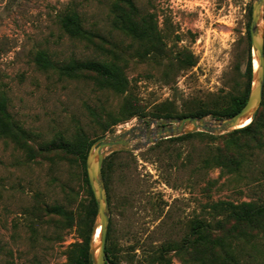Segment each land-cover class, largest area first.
Masks as SVG:
<instances>
[{
    "label": "rangeland",
    "instance_id": "374dc122",
    "mask_svg": "<svg viewBox=\"0 0 264 264\" xmlns=\"http://www.w3.org/2000/svg\"><path fill=\"white\" fill-rule=\"evenodd\" d=\"M132 2L130 19L142 36L113 26L125 9L119 0H0V96L14 127L12 135L0 133V264H74L89 233L97 245L85 166L49 143L95 140L158 111L177 117L203 110L204 117L224 118L210 112L243 92L249 55L251 67L257 64L249 48L252 0ZM70 8L100 37L62 30L56 15ZM37 49L55 62H113L124 88L102 86L90 71L38 68ZM136 106L138 115L112 124ZM238 136L247 146L234 168L213 159L227 136L160 139L107 157L109 264H214L209 246L223 214L208 205L264 203V125L256 143ZM198 221L199 236L193 233ZM254 243H240V258L264 264V227Z\"/></svg>",
    "mask_w": 264,
    "mask_h": 264
},
{
    "label": "trees",
    "instance_id": "16d2710c",
    "mask_svg": "<svg viewBox=\"0 0 264 264\" xmlns=\"http://www.w3.org/2000/svg\"><path fill=\"white\" fill-rule=\"evenodd\" d=\"M125 9L121 12H116V21L113 23L114 27L121 30L132 33L133 35L142 36L145 31L144 29H136L134 22L130 19L133 14L132 11L135 10L132 0H119ZM264 10V7H263ZM57 22L60 28L64 31L69 32L71 35L76 37H100L98 33L86 28L81 22V16L75 9H65L57 13ZM264 18V15H263ZM144 22V21H143ZM250 48V47H249ZM264 48V45H263ZM32 60L38 68H57L61 74L64 75H74L75 73L85 70L90 71L97 75L98 81L102 86L111 88L117 92L123 90V75L121 69L117 64L110 61H100L95 59H70L60 62H55L48 56L45 49H37L33 53ZM246 83L243 92L237 96H231L228 105L219 110H213L212 113L215 117H229L235 112H237L245 103L250 85L252 80V67L250 63V55L247 62V68L245 70ZM138 107L128 110L124 117L113 120L112 124H116L126 118L133 115H138ZM208 111H195L187 114H181L177 117L182 116H204ZM144 114H140L142 116ZM264 115V90L262 92V99L259 108L253 113L251 120L238 128H235L229 132L223 134L214 135L203 131L189 132L162 140L174 141L188 138L194 135H201L208 138H215L218 136H227L225 141L226 148L220 150L216 148L217 153L213 155L215 165H220V167H225L230 165V167H236V165L242 163L245 160L244 148L246 143L240 139V136H248L255 143L258 142L260 131L264 125L262 122V117ZM152 117L165 118V117H175L169 113H163L161 111L154 112L151 114ZM13 125L9 124L7 120L6 111V100L0 96V133L2 135H12ZM21 132H23L21 130ZM104 132V131H103ZM102 132V133H103ZM236 134V136H233ZM98 137V136H97ZM96 137V138H97ZM95 138V139H96ZM94 139H87L86 137L78 138L74 142H67L63 140H55L49 143V148H60L65 152L77 155L82 162L83 168L85 166V157L88 148ZM113 151L109 153L102 162L101 170L102 176L105 184L106 191L108 190V166L106 163L107 157L111 156ZM85 181L88 184L86 177V170L84 168ZM88 191L91 196L92 208L90 213L92 216L95 214V201L92 196L91 189L88 184ZM108 192V191H107ZM109 199V195L107 193ZM209 208L216 214H223L221 218H218L215 222V231L213 240L209 246V255L214 262V264H250L241 260L239 255V250L241 247L240 243H252V247H255L254 240L259 235V232L264 227V203L259 204L253 201H240L232 202L227 200H218L212 202L208 205ZM55 211H61L59 208H54ZM226 219H230L232 224L230 227H225L223 223ZM246 224L247 229H238L240 224ZM202 222L198 221L196 224L195 231L196 235H201L202 231H197V228H201ZM90 235V233H89ZM89 235L85 237L84 243L81 245L80 253L75 258L74 264H92L89 253ZM105 251V264L111 263L108 249L104 248Z\"/></svg>",
    "mask_w": 264,
    "mask_h": 264
},
{
    "label": "water",
    "instance_id": "95a60500",
    "mask_svg": "<svg viewBox=\"0 0 264 264\" xmlns=\"http://www.w3.org/2000/svg\"><path fill=\"white\" fill-rule=\"evenodd\" d=\"M264 0H252L249 21V40L253 57L257 65L252 68L250 89L243 106L229 117L210 119L204 116H182L165 118H143L142 121L119 131L98 136L89 147L85 157V170L95 204L98 247L89 241V253L92 264H105V241L109 220V205L102 176V162L106 155L117 150H140L165 139L183 133L203 131L210 134H222L241 127L244 119L251 120L262 99L264 84ZM253 58V59H254ZM95 229L92 235L95 232Z\"/></svg>",
    "mask_w": 264,
    "mask_h": 264
},
{
    "label": "bare ground",
    "instance_id": "6f19581e",
    "mask_svg": "<svg viewBox=\"0 0 264 264\" xmlns=\"http://www.w3.org/2000/svg\"><path fill=\"white\" fill-rule=\"evenodd\" d=\"M256 61V59L254 58V62ZM257 65V64H256ZM256 66H255V63H254V68H255ZM249 122V120L248 119H244V121H242V122H240L239 124H238V126H243V125H245V124H247ZM99 226H97V237H98V234H99ZM98 241V240H97ZM97 244H98V242H97ZM97 247H98V245H96V251H97Z\"/></svg>",
    "mask_w": 264,
    "mask_h": 264
}]
</instances>
